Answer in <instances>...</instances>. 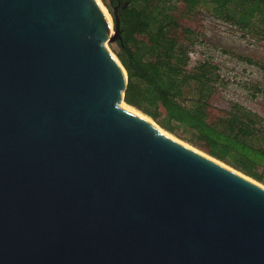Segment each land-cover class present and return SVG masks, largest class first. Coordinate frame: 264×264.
Listing matches in <instances>:
<instances>
[{
  "label": "water",
  "instance_id": "obj_1",
  "mask_svg": "<svg viewBox=\"0 0 264 264\" xmlns=\"http://www.w3.org/2000/svg\"><path fill=\"white\" fill-rule=\"evenodd\" d=\"M117 8L0 0V264H264V184L121 104Z\"/></svg>",
  "mask_w": 264,
  "mask_h": 264
},
{
  "label": "trees",
  "instance_id": "obj_2",
  "mask_svg": "<svg viewBox=\"0 0 264 264\" xmlns=\"http://www.w3.org/2000/svg\"><path fill=\"white\" fill-rule=\"evenodd\" d=\"M103 1L113 16L118 7L121 37L111 45L128 74L125 102L168 133L264 184V116L234 101L209 119L211 100L224 84L220 67L210 59L192 65L193 36L182 40L172 34L181 18L210 6L218 17L254 31L249 16L257 15L264 25V0Z\"/></svg>",
  "mask_w": 264,
  "mask_h": 264
},
{
  "label": "rangeland",
  "instance_id": "obj_3",
  "mask_svg": "<svg viewBox=\"0 0 264 264\" xmlns=\"http://www.w3.org/2000/svg\"><path fill=\"white\" fill-rule=\"evenodd\" d=\"M101 1L108 10L106 3ZM179 8L180 11L184 9L183 4ZM147 9L150 11L151 6ZM249 18L256 23L254 31L240 29L232 19L218 17L212 12L211 6L203 7L181 18L179 25L172 31L174 36L182 40L193 36L192 65L199 60L210 59L220 67L224 84L211 100L207 111L209 119L218 111L227 109L234 101L264 116V25L258 21L257 15ZM188 30L193 34H189ZM108 45L113 51L111 42Z\"/></svg>",
  "mask_w": 264,
  "mask_h": 264
},
{
  "label": "bare ground",
  "instance_id": "obj_4",
  "mask_svg": "<svg viewBox=\"0 0 264 264\" xmlns=\"http://www.w3.org/2000/svg\"><path fill=\"white\" fill-rule=\"evenodd\" d=\"M97 2H98V4L100 5L101 9L104 11L105 15L107 16V19L109 20V22H110V24H111V30H110V31H111V33H113V21H112V16H111V14L108 12L107 8L105 7L104 3H103L101 0H97ZM106 45L109 47V45H108L107 42H106ZM110 50H111V49H110ZM121 104H123V105H125V106H128V107H130V108H132L133 110L139 112L140 114H142V115L146 116L147 118H149L150 120H152L151 117H149V116H147L146 114L142 113L141 111H139V110L136 109L135 107H132L131 105H127V103H125V102H121ZM152 123H153V124H154V125L160 130V131H162L163 133H165V134L168 135L169 137H171V138L177 140L178 142H181V143L185 144L186 146H188V147H190V148L196 150L197 152H199V153H201V154H203V155H205V156L210 157L212 160H215V161H217V162L223 164L225 167H227V168H229V169H232V168L229 167L227 164H225V163L219 161L218 159H216V158H214V157L208 155L207 153H205V152L199 150L198 148L192 146L191 144H189V143H187V142H185V141H182V140H180L179 138L175 137L174 135L168 133V132L165 131L163 128H161V127H160L155 121L152 120ZM240 174H242V173H240ZM244 176H245V175H244ZM250 179H251V178H250ZM251 180L253 181V179H251ZM254 182L257 183V181H255V180H254ZM258 184H259V183H258Z\"/></svg>",
  "mask_w": 264,
  "mask_h": 264
}]
</instances>
